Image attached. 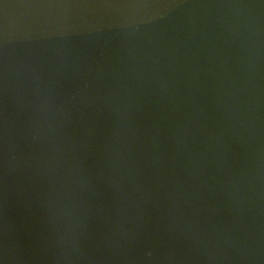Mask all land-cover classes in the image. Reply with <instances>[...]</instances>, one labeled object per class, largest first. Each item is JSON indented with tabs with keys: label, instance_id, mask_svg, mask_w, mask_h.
Wrapping results in <instances>:
<instances>
[{
	"label": "water",
	"instance_id": "1",
	"mask_svg": "<svg viewBox=\"0 0 264 264\" xmlns=\"http://www.w3.org/2000/svg\"><path fill=\"white\" fill-rule=\"evenodd\" d=\"M0 264H264V0H0Z\"/></svg>",
	"mask_w": 264,
	"mask_h": 264
}]
</instances>
